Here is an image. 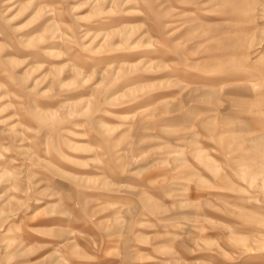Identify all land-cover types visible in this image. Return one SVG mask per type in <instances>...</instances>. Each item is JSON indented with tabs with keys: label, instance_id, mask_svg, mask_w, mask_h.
Masks as SVG:
<instances>
[{
	"label": "rangeland",
	"instance_id": "obj_1",
	"mask_svg": "<svg viewBox=\"0 0 264 264\" xmlns=\"http://www.w3.org/2000/svg\"><path fill=\"white\" fill-rule=\"evenodd\" d=\"M0 264H264V0H0Z\"/></svg>",
	"mask_w": 264,
	"mask_h": 264
},
{
	"label": "bare ground",
	"instance_id": "obj_2",
	"mask_svg": "<svg viewBox=\"0 0 264 264\" xmlns=\"http://www.w3.org/2000/svg\"><path fill=\"white\" fill-rule=\"evenodd\" d=\"M202 17V16H201ZM194 20H196V19H198V20H201V18H199V16H196L195 14H194V16L192 17ZM205 18H206V16H205ZM184 74L186 75V77L187 78H193V79H195V78H197V79H201V78H198V77H196V76H192L189 72H187V71H185L184 72ZM186 78V79H187ZM210 88V87H209ZM213 89V88H212Z\"/></svg>",
	"mask_w": 264,
	"mask_h": 264
}]
</instances>
